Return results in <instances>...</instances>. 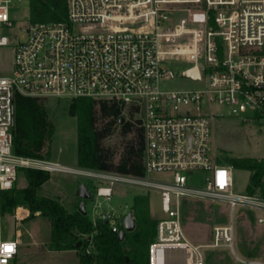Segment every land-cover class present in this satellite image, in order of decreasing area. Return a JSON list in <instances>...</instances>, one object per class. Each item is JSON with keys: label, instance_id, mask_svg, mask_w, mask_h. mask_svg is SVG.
<instances>
[{"label": "built area", "instance_id": "2783aa9c", "mask_svg": "<svg viewBox=\"0 0 264 264\" xmlns=\"http://www.w3.org/2000/svg\"><path fill=\"white\" fill-rule=\"evenodd\" d=\"M11 1L0 0V47L12 42L6 34L13 27ZM66 1L61 20L30 22L14 37L12 72L0 73V219L2 193L15 187L22 168H34L94 182L93 191L88 188L93 200L88 215L94 224L108 222L116 233L130 212L128 204L121 211L112 205L116 187L159 193L164 215L148 247V264H206L204 247L185 232V200L223 204L232 216L250 212L264 225V195L234 190L235 168L217 162L211 141L215 115L264 124V0ZM178 62L189 64L182 75L198 67L200 76L189 78L202 85L164 88L176 76ZM17 93L90 96L137 107L145 138L144 174L16 154ZM204 103L223 106L227 113H204ZM200 173H205L202 179ZM20 208L26 210L22 215ZM28 214L19 207L13 216L20 221ZM234 237L233 225L217 226L211 246L227 249L238 264H264V258L237 255ZM18 249V238H5L0 228V264H17Z\"/></svg>", "mask_w": 264, "mask_h": 264}, {"label": "trees", "instance_id": "16d2710c", "mask_svg": "<svg viewBox=\"0 0 264 264\" xmlns=\"http://www.w3.org/2000/svg\"><path fill=\"white\" fill-rule=\"evenodd\" d=\"M31 23L61 20L67 14L66 0H28ZM124 105L115 99L90 96L73 98L68 114L77 120V164L101 170H113L142 175L145 172L143 153L144 131L140 120L134 118L137 107L129 108L128 119L123 117ZM55 126L45 104V98L17 93L14 98L13 146L20 156L46 158L51 156ZM118 132L121 144L110 145L107 140ZM117 154L118 157H117ZM220 164L248 170L247 191L264 195V157H236L224 154ZM27 180L25 187H14L2 193V214L13 215L19 207L29 210L28 218L40 212L50 221V242L56 250H85L93 245L95 255L83 253L80 264H148V247L155 239L158 219L150 214L148 193H138L130 207L135 229L126 232L123 240L111 230L110 224L98 220L94 224L79 210L82 199L74 210H68L58 199L38 194V189L50 179V172L22 168ZM183 219L193 215L202 221L210 212L202 201H183ZM250 213V212H249ZM251 217L253 214L250 213ZM124 229L123 227L121 228ZM246 252V250H245ZM249 256L253 252H246ZM211 255L208 259L211 262Z\"/></svg>", "mask_w": 264, "mask_h": 264}, {"label": "rangeland", "instance_id": "374dc122", "mask_svg": "<svg viewBox=\"0 0 264 264\" xmlns=\"http://www.w3.org/2000/svg\"><path fill=\"white\" fill-rule=\"evenodd\" d=\"M11 18L13 27L6 31L11 38V44L0 47V73L10 74L14 63V37H19L29 20V1L13 0L10 3ZM189 66L188 63H176L173 69L176 76L163 83L166 89L199 87L201 82L195 81L182 75V70ZM72 99L69 98H45L46 108L54 123L55 131L51 144V159L63 164L76 166L77 161V120L68 114V106ZM204 113H227L225 107L217 104H202ZM253 114L248 112L247 116ZM123 117L128 119L129 108H124ZM135 115L134 118H137ZM212 151L216 159L229 154L236 157H264V124L259 121L244 120L240 117L228 114L215 115L212 118ZM107 144L119 145L118 132H115ZM119 154H117L118 157ZM205 173H200L202 179ZM169 175H157L158 178ZM250 180V172L243 169L234 170V190L246 192ZM81 184H85L93 191L95 183L81 179L79 176L69 173L50 172V179L39 189L38 194L58 199L68 210H74L79 203L78 190ZM27 180L23 169L20 170L15 187H25ZM141 193L140 189L134 187H116L112 198V205L118 210H126L125 205L131 207L133 197ZM150 197V214L153 218L162 217L161 199L156 191L148 192ZM93 200L86 201V211L92 212ZM205 203V208L210 212V217L202 221L195 220L193 215L185 216L183 224L187 236L195 244L204 248L206 264H238L234 254L224 248H213L214 228L220 225L231 224L234 228V250L243 257L264 258V225L257 222L256 217H251L249 212L237 211L232 216L226 206L219 203ZM106 204V203H105ZM26 209V208H25ZM28 210V209H27ZM19 214L26 210L19 209ZM29 214L20 221H15L11 214L2 215L0 228L5 238L17 237L19 249L16 257L17 264H80V256L83 253L95 255L93 245H89L85 252L83 250H56L50 242L51 225L50 221L42 216L35 215L28 218ZM88 250V251H87ZM255 253L249 256L246 252ZM211 257V262L208 259Z\"/></svg>", "mask_w": 264, "mask_h": 264}, {"label": "water", "instance_id": "95a60500", "mask_svg": "<svg viewBox=\"0 0 264 264\" xmlns=\"http://www.w3.org/2000/svg\"><path fill=\"white\" fill-rule=\"evenodd\" d=\"M183 75L184 76H188V77H192V78H198L200 76V73H199V69L198 67L194 66V67H191L189 69H186L184 72H183ZM91 197V192L90 190L88 189V187L85 185V184H81L79 186V198L82 199L81 203H80V206H79V210L83 213V214H86L87 211H86V208H85V205H86V201ZM36 215H40V212H36ZM135 221L133 219V216H132V213L131 212H128L125 217H124V229L121 230L118 234L119 236V239L120 240H123L124 237H125V234L126 232H130L132 230L135 229Z\"/></svg>", "mask_w": 264, "mask_h": 264}, {"label": "crops", "instance_id": "0c3cea01", "mask_svg": "<svg viewBox=\"0 0 264 264\" xmlns=\"http://www.w3.org/2000/svg\"><path fill=\"white\" fill-rule=\"evenodd\" d=\"M50 158H51V156H50ZM76 164H77V161H76ZM78 165V164H77ZM78 195H79V190H78V193H77Z\"/></svg>", "mask_w": 264, "mask_h": 264}]
</instances>
